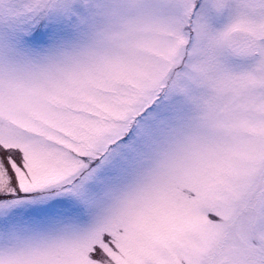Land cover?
<instances>
[{
	"label": "snow or ice",
	"instance_id": "6c2138e0",
	"mask_svg": "<svg viewBox=\"0 0 264 264\" xmlns=\"http://www.w3.org/2000/svg\"><path fill=\"white\" fill-rule=\"evenodd\" d=\"M0 264H264V0H0Z\"/></svg>",
	"mask_w": 264,
	"mask_h": 264
}]
</instances>
